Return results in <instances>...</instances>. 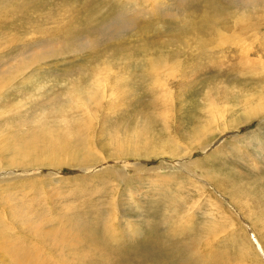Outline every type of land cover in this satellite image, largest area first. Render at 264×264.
<instances>
[{
    "label": "rangeland",
    "instance_id": "374dc122",
    "mask_svg": "<svg viewBox=\"0 0 264 264\" xmlns=\"http://www.w3.org/2000/svg\"><path fill=\"white\" fill-rule=\"evenodd\" d=\"M79 127L0 169V264H264V0H0V130Z\"/></svg>",
    "mask_w": 264,
    "mask_h": 264
},
{
    "label": "bare ground",
    "instance_id": "6f19581e",
    "mask_svg": "<svg viewBox=\"0 0 264 264\" xmlns=\"http://www.w3.org/2000/svg\"><path fill=\"white\" fill-rule=\"evenodd\" d=\"M261 103H263V100H261ZM57 116L60 118L62 117V119H64L65 114L60 113ZM219 118L220 117L216 116L215 119L212 118V121L211 119H209L208 123H205L206 128L212 129L213 131L215 130L217 132L224 131V129L223 130L220 129L221 124L219 122L216 124ZM59 124H60V121H59ZM2 130H0V169L4 167H18V168H22L25 170L27 168L41 166L44 164H48V166L55 165L56 167L58 166L60 167L63 165H71L75 167V162L73 160L77 162L87 161L86 157L88 155L79 156L81 151L83 149L85 150L86 148L91 150L92 148V144L85 146V142H87L85 140H87L86 138L89 136L87 135V137H85L86 136L85 135L84 136L85 138H82V134L87 132V129L82 128V127H79L74 131V136H70L66 128H59L57 130L53 129V131L49 133H47V130H44L42 135L40 134L36 137L35 136H28V137L22 136L21 139L23 140V142L26 143V145L21 146L15 142V145H14L15 147L13 148L10 145L13 141H15L13 137L17 138V135L13 134L10 137L8 136L9 131L7 130L2 131ZM78 136L80 140L78 139ZM180 148L182 149V151L175 152L174 156H176L177 153H180L186 156H190V154H192L191 151H187L186 147H180ZM86 152L87 151H85V153ZM1 157H3L4 160H2ZM42 160H44L45 162H39ZM116 171L119 174L123 175V172L121 169H116ZM171 173L176 174L174 172H171ZM199 181H200L199 183L201 184L204 182L209 184V182H207L208 178H202V179L199 178ZM179 183H180V186L184 185V183L181 180H179ZM225 183H226V179H222L221 180L222 186H225L224 185Z\"/></svg>",
    "mask_w": 264,
    "mask_h": 264
}]
</instances>
